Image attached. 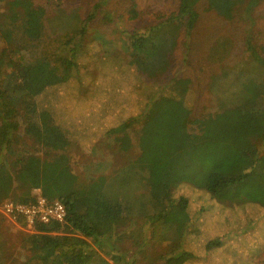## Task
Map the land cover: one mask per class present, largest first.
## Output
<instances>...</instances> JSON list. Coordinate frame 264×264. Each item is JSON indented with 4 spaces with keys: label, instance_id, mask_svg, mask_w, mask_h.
I'll return each instance as SVG.
<instances>
[{
    "label": "trees",
    "instance_id": "obj_1",
    "mask_svg": "<svg viewBox=\"0 0 264 264\" xmlns=\"http://www.w3.org/2000/svg\"><path fill=\"white\" fill-rule=\"evenodd\" d=\"M106 1H97L82 21L71 19L73 40L52 63L35 48L53 2L0 0V122L23 115L24 135L50 151L48 159L24 154L25 143L12 139L0 125V147L13 157V170L0 161V212L8 202L32 203L34 189L47 202L65 207L63 222L36 225L23 239L31 261L39 264H108L100 252L115 264H130L134 251H122L123 242L146 240L154 231L158 245L146 246L151 256L145 264H264V155H259L264 142V56L258 33L246 34L242 53L236 51L234 60L222 63L218 71L207 65L217 111L193 118L195 94L177 78L147 102L140 115V154L119 173L116 191L107 190L106 177L81 187L71 172L61 154L70 138L111 135L121 153L129 151L128 130L135 117L123 113L132 107L122 94V74L135 66L147 79L166 76L178 38L188 37L198 19L189 0H178L175 17L122 32L123 52L130 59L97 57L90 31ZM220 1L227 10L245 6L248 16L264 2ZM92 63L97 79L90 82L94 91L87 92L89 83L80 84L74 71ZM137 183L145 185L146 193L130 192ZM174 216L187 218L184 233L174 250L163 252L159 244ZM7 230L0 214V264L8 256Z\"/></svg>",
    "mask_w": 264,
    "mask_h": 264
},
{
    "label": "rangeland",
    "instance_id": "obj_2",
    "mask_svg": "<svg viewBox=\"0 0 264 264\" xmlns=\"http://www.w3.org/2000/svg\"><path fill=\"white\" fill-rule=\"evenodd\" d=\"M52 8L48 13L45 32L37 44L35 51L37 55H44L52 63L58 62L55 55L73 40L74 27L72 21L77 18L82 21L89 12L93 11V5L100 0H51ZM189 5L196 11L198 19L194 29L188 37L180 35L177 47L172 57V64L166 76L158 80L147 79L140 75L135 66L126 69L122 74L124 98L129 110L123 108V113L134 116V123L128 130L131 140V148L127 153H121L113 143L111 135L97 134L86 138L78 136L70 138L69 147L62 152L69 161V167L81 187L87 186L96 178L106 177L105 187L109 192L116 191V182L119 173L129 163L137 159L140 154L138 138L142 128L140 115L146 110L147 102L159 96L163 87L171 80L178 79L182 87L193 90L195 94V105L192 117L197 119L207 113H213L218 109V97L209 92L207 80V65L209 70L218 71L222 63H230L234 60L236 51L242 53L241 42L248 33H258L260 40V53L264 56V2L259 1L257 8L250 10V16L245 12V6L227 10L220 0H189ZM57 6V7H55ZM91 10V11H90ZM96 12H99L97 21L93 20L91 26L93 46L100 53L118 56L122 60L130 59L126 54V47L122 32L127 33L141 25H153L162 18L175 17L179 13L178 0H108L103 2ZM253 20L252 23L249 21ZM89 46H92L91 44ZM187 46V47H186ZM126 50L125 52H123ZM124 53V55H122ZM89 56V54H88ZM38 57L35 56L34 60ZM90 58V57H89ZM229 61V62H226ZM130 63V61L128 62ZM218 68V69H217ZM97 68L94 63L88 69H81L76 74L80 84H87V92L94 91V83H90L95 77ZM83 85V84H82ZM80 85V87L82 86ZM84 89L83 87L81 88ZM143 97L142 101L139 98ZM121 111V109H120ZM19 113L22 111L19 108ZM5 122V121H4ZM24 116L12 119L9 123L0 122L3 130L12 135V139H18L25 143L26 151L31 155L48 159L49 149L40 147L23 133ZM86 122V121H85ZM88 123L90 121H87ZM87 123V126H88ZM9 127H15L11 130ZM76 131V129H75ZM21 143V144H22ZM20 153V152H19ZM259 155H264V142L259 147ZM13 157L7 155L4 148L0 147V161L10 170ZM135 195L146 193L143 183L135 184L131 190ZM5 219L7 230L8 256L4 264H39L32 260V253L23 248V239L26 235L32 234L21 222L10 219L0 212ZM174 222L166 224V233L161 238L159 248L161 251H172L173 245L181 240L183 228L187 222L185 217H173ZM240 229L229 235V241L233 240ZM157 232L154 235L146 236V240L123 242L121 249L133 250L134 255L130 264H145L150 252L146 246L156 244ZM149 242V244H147ZM155 242V243H154ZM117 247V243H114ZM110 245L109 249H112ZM157 247V246H156ZM158 250V247L156 248ZM121 252V251H120ZM174 252V251H173ZM129 253V252H128ZM99 256L108 264H115L106 253L100 252ZM130 254V253H129ZM124 256L120 253V257ZM129 260V259H128ZM127 260V262H128Z\"/></svg>",
    "mask_w": 264,
    "mask_h": 264
},
{
    "label": "built area",
    "instance_id": "obj_3",
    "mask_svg": "<svg viewBox=\"0 0 264 264\" xmlns=\"http://www.w3.org/2000/svg\"><path fill=\"white\" fill-rule=\"evenodd\" d=\"M35 199L30 204L8 202L1 207V212L6 217L21 219L23 225L32 231L36 225L61 223L66 217L65 207L59 201L47 202L40 195L39 189L33 190Z\"/></svg>",
    "mask_w": 264,
    "mask_h": 264
},
{
    "label": "bare ground",
    "instance_id": "obj_4",
    "mask_svg": "<svg viewBox=\"0 0 264 264\" xmlns=\"http://www.w3.org/2000/svg\"><path fill=\"white\" fill-rule=\"evenodd\" d=\"M101 53H102V54H106V51H105V52H103V51H100V53H99V54H97V57H98V56H100V55H102ZM105 56H106V57H107V56H108V57H111V55H105Z\"/></svg>",
    "mask_w": 264,
    "mask_h": 264
}]
</instances>
